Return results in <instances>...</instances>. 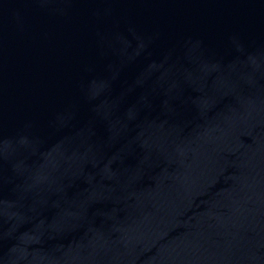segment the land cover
Returning a JSON list of instances; mask_svg holds the SVG:
<instances>
[{"label":"water","instance_id":"obj_1","mask_svg":"<svg viewBox=\"0 0 264 264\" xmlns=\"http://www.w3.org/2000/svg\"><path fill=\"white\" fill-rule=\"evenodd\" d=\"M0 264H264V0H0Z\"/></svg>","mask_w":264,"mask_h":264}]
</instances>
